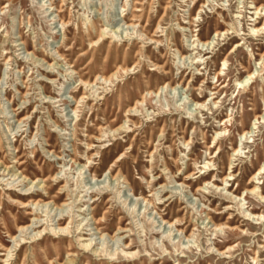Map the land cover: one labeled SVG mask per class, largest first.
I'll list each match as a JSON object with an SVG mask.
<instances>
[{
  "label": "rangeland",
  "instance_id": "rangeland-1",
  "mask_svg": "<svg viewBox=\"0 0 264 264\" xmlns=\"http://www.w3.org/2000/svg\"><path fill=\"white\" fill-rule=\"evenodd\" d=\"M252 1L0 0V264H264Z\"/></svg>",
  "mask_w": 264,
  "mask_h": 264
},
{
  "label": "bare ground",
  "instance_id": "bare-ground-1",
  "mask_svg": "<svg viewBox=\"0 0 264 264\" xmlns=\"http://www.w3.org/2000/svg\"><path fill=\"white\" fill-rule=\"evenodd\" d=\"M251 4L253 5L250 9L251 10H253V18H254V16H255V18L252 20L253 21V25H256V24H259V21L260 20H262V19H264V3L263 4H260V5H257L256 4V2L255 1H252L251 2ZM5 8V6L4 7H2L1 9H4ZM50 9H52V11H53V9L54 8H52V7H50ZM48 10V9H47ZM238 17V16H237ZM193 20H195V19H193ZM189 23V22H188ZM251 30L253 31V32H255V33H261V34H263L264 33V23L260 26V27H258V28H256V27H252L251 28ZM227 34H229L228 33V31H226V32H215V36H218V37H220V36H225V35H227ZM197 41H198V43L199 42H201V41H199V39H196ZM215 40V39H214ZM212 42V41H211ZM211 42H209V40H206V41H204V42H202L203 43V45H207V47L208 46H210L211 45ZM194 46V45H193ZM239 46V45H238ZM210 48V47H209ZM201 62V61H200ZM226 60H224V62L222 63V65L223 66H226ZM204 64V63H203ZM118 71V70H117ZM222 72H223V68L216 74V78H219V75H221L222 74ZM101 78H103V77H101ZM252 78H254V73H248L247 74V76H246V78H245V80H247V79H252ZM219 80V79H218ZM218 80L216 81V82H218ZM244 80V81H245ZM244 81H238V84H241V83H243ZM167 86H168V84H167ZM215 103V102H214ZM196 104V106L197 105H199L200 107H204V103H200V104H198V102H196L195 103ZM202 109V108H201ZM261 118V116H257V117H255V119H254V121H253V123H252V128L251 129H254V127H255V125H256V121L257 120H259ZM226 122H228V120H225L220 126H222V125H225L226 124ZM223 131H225V130H221L219 133H217L216 134V136H219V135H221L222 134V132ZM250 134V132H247V131H244L243 133H242V136L243 137H247V135H249ZM216 140H217V137H214L213 138V142L215 143V146H217L218 145V143H219V141H217L216 142ZM219 140V139H218ZM235 154H238L237 153V150L236 151H234V155ZM206 164H208V163H206ZM232 163H230V165H231ZM230 169V172H229V174L227 175V176H225L224 178H222V182H224V183H227V182H230V178H232L233 177V175H232V171H231V169H232V167H230L229 168ZM264 173V160L262 161V164L260 165V167H258L257 168V170H256V172H255V174H253L252 175V177H251V179H250V184H255V186L254 187H252V188H247V189H245V191H244V194H248V195H254V196H256V197H259L260 198V200L261 201H263L264 200V195L260 192V187H259V183H254V181H256V180H259V176L261 175V174H263ZM234 180V179H233ZM227 210L228 211H230L231 210V208L230 207H227ZM239 210V209H238ZM243 211V210H242ZM242 213V212H241ZM244 213H245V211H244ZM244 216H249V218L251 217V218H256L257 220H259L260 218H263L264 216L263 215H253V216H251V214H249L248 213V215H244ZM207 217L209 218V220H210V222H212L213 223V225H215V229L216 228H219V230L222 228V226L221 225H218V224H216L215 222H214V220H215V216H210V214L208 213L207 214ZM246 218V217H245ZM228 220H231V223H235V221H236V216L235 217H232V216H228V218H227ZM247 220V219H246ZM249 220V219H248ZM179 222V221H178ZM168 223V222H167ZM228 225V224H227ZM223 226H226V225H223ZM29 227L28 226H25V227H20L19 228V230H21V231H23V230H26V229H28ZM228 229H230L232 232H234V234H236V235H239V234H242L243 233V231H241V228L239 227V226H228L227 227ZM96 231L98 230V228L97 227H95L94 228ZM57 230V229H56ZM58 230L59 231H64V230H66V228H58ZM218 230V231H219ZM55 231V230H54ZM99 233V232H98ZM90 236L92 235V234H89ZM12 238V240H16V237H11ZM85 240H88V241H90V243L88 244V245H86V246H90L91 245V239H85ZM229 242V241H228ZM231 249H233V247L232 246H228V248H227V250L226 251H221V250H219V249H217V251H219V254L220 255H223V254H226L228 251H230ZM127 254V253H126ZM125 254V255H126ZM218 254V255H219ZM136 255V254H135ZM134 255V256H135ZM254 260H256V258H254ZM155 264V263H154Z\"/></svg>",
  "mask_w": 264,
  "mask_h": 264
}]
</instances>
